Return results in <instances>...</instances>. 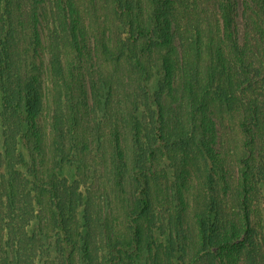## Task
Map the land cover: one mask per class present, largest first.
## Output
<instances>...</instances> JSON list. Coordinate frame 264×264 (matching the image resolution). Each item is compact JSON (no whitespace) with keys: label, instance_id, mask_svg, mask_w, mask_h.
<instances>
[{"label":"trees","instance_id":"trees-1","mask_svg":"<svg viewBox=\"0 0 264 264\" xmlns=\"http://www.w3.org/2000/svg\"><path fill=\"white\" fill-rule=\"evenodd\" d=\"M81 1L0 0V264H95L85 230L87 209L85 232L76 235V210L89 202L95 179L84 194L65 171L76 159L87 161L94 147L105 161L97 163L110 178L105 182L120 191L125 174L140 176L144 170L140 163L130 171L125 154L133 147L135 161L145 158L142 119L151 112L146 143L152 152L166 141L168 107L180 112L176 123L183 132L186 115L197 111L192 137L217 185L207 198H195L193 228L179 215L175 230L166 231V219L159 217L166 243L151 254L153 264H264V0H245L242 35L240 0ZM48 2L54 11L47 70L39 12ZM99 2L108 8L96 27L87 20L96 18L91 6ZM47 100L52 107L48 130L38 123ZM121 116L130 128L126 139L120 137ZM214 116L222 123L229 116L241 122L245 166L235 183L205 142L217 138ZM105 137L112 138L111 162ZM147 181L150 187L148 175L141 180ZM183 186L177 215L184 205ZM148 189L136 193L134 210L126 216L127 239L109 236L108 220L100 225L108 248L100 257L103 264H143L142 252L150 251L142 223L151 206ZM229 192L239 196L237 213Z\"/></svg>","mask_w":264,"mask_h":264},{"label":"rangeland","instance_id":"rangeland-1","mask_svg":"<svg viewBox=\"0 0 264 264\" xmlns=\"http://www.w3.org/2000/svg\"><path fill=\"white\" fill-rule=\"evenodd\" d=\"M90 1L91 0H82L81 2L84 4L92 3ZM240 3L241 9L238 16V23L240 26V30L242 31V35L244 33V21L242 18V12L244 9L245 0H240ZM106 7V4L102 2H99V4L95 6V9L91 6V8L94 10V15H96V18L91 19L90 17L87 21L92 23L93 20L95 21L94 25H96V27L99 26V24L101 23H99V19L101 18L100 16L102 15V17L104 18V16L107 14L108 7ZM98 10L100 11L99 13ZM53 11L54 5H51L50 2H48L47 6H45V8L42 7L39 12V28L43 41L41 51H43L45 60L44 69L47 70L49 68L48 47L50 44V34L53 30ZM27 16L28 15H26V18ZM118 27L124 28L123 23L120 22ZM92 44L93 42H91V45ZM175 89L177 90V87ZM177 92L179 91L177 90ZM118 98L120 99V97ZM124 100L122 101L124 102ZM182 100L183 96L181 101ZM179 103L180 102H178L177 104ZM174 106H176V104ZM184 107L185 105L182 109H184ZM51 111V104L47 100L46 111L38 120V123H40L42 127L47 130L49 129V125L52 119ZM177 112L178 111L174 112L172 107H168V119L165 128L166 141L163 145L161 144V146L155 145L152 152L148 150L149 146L146 143L147 140L149 141V139L151 138L150 123L152 114L150 112L149 117V114L146 112V118L142 119L141 121L143 123L141 139L142 143L144 144V151L141 150V154L145 153V158H141L140 162L138 160L135 161L136 156L134 154L133 147H131V150L129 148L126 153L124 152L128 156L129 163H131L129 168L130 171L131 169H133L134 165H138L140 163L142 165V169L144 170L140 176H138L136 173L134 175L130 174L128 176L125 174L124 183L126 185L120 191L117 189L115 184H112L111 186L112 182H105L110 178L108 174H105L103 172L104 166L97 164L105 163V161L99 160L97 154L95 153L94 147H92L93 150H91L93 153H89V155L87 156V161L84 159L83 161L80 159H76V163H73L68 169H66L65 176L69 179L70 183H72L74 180H76V184L79 182V187L82 189V192L84 194H87L88 192L87 185H91L93 179H95V183H93L92 186L91 198H89V202L80 204L79 208L76 210V222L79 223V226L76 227V235L77 232L80 234L88 229L89 240L96 259L95 264H103L100 257H103V255L107 254L108 251L104 232H102L100 225L102 223L104 225V221L108 220L109 222H107L112 226L108 235L113 237L114 239H118V237H122L124 240L127 239L130 233V229L125 219L126 216L132 210H134L133 204L136 201V193L138 191L143 189V192H146L149 188L147 198L149 199L148 201L151 200V206L149 210H146L142 221L145 228V246L147 247L150 243V251H148L149 254H144L143 251L140 256V261L143 264H153L154 262L152 260L151 254H153L156 249L160 247L161 243H166L165 237L162 236L160 226L158 225H163V219H159V217H165L166 231H168V229L172 231L175 230V216L179 215L188 217L190 226L191 228H193L194 224L192 217L194 216L196 207L195 198H207L211 189L210 187H216V181L213 182L210 180L211 177L207 172L206 162L203 160V158H201L202 156H200L201 154H199L200 152L198 150L196 141L192 137V135L195 134L194 129L199 125V122H196L195 124H193V126L191 125V122L195 118H197V111L193 112L192 114L186 115V120L184 121L185 124L187 123L186 132H183L180 127L177 128ZM141 116V113H139L138 115H136V118L141 119ZM220 118L221 117L214 116V120L217 124L216 128L218 130V132H216V140L213 141V138H205V142H209V145H211V147L216 150L218 156L222 160L220 167L224 170V173L227 175L228 180H234L235 183L236 178L239 174H241V170L245 166L243 164L244 159H242V149L241 147L239 149V146L244 143L243 134L240 131L241 122L238 117H235L233 120L226 117L225 121L222 123V120ZM120 119V125L122 126L121 131L123 133V136L120 137L121 139H126L127 132L130 130V128H125L127 122L123 119V116H121ZM129 137H131V134L129 135ZM109 138L105 137V140H107L105 151L108 152L107 155L108 158H110L109 162H111L112 153H114V151L111 145H109ZM92 160L95 162L94 165H92V163H94L92 162ZM78 163H80V165L82 166L81 170L80 168H78ZM95 169H101V171L97 172V175H93ZM147 175L149 176L150 187L148 186V181L146 184L144 182H141L143 177L144 180H147ZM219 181L220 180H218V182ZM181 185H184L182 187L184 194L182 195L183 198L180 199H182L184 205L182 206L180 213L177 215L176 209L179 202L178 198L179 196L181 197L179 193ZM229 193L232 208L234 207L232 212L237 213V211L239 210L237 206L239 196L234 192ZM85 209H87L85 220L87 219L88 224L86 229L84 230L82 229L81 225L86 222H84L83 218V211ZM66 215H69V212ZM67 217L69 218L70 216ZM64 237L65 235L63 233L58 235V240L60 241L59 244L61 256H58L56 262H58L60 259L59 263L63 259L62 250L65 246V242L62 239ZM52 241L53 242L51 244V247H56L57 242H55V238H52ZM73 242L76 247H78L79 249L82 248V243L79 237L74 238ZM52 255H57L56 251H53ZM198 264L208 263L206 261L202 262L201 260Z\"/></svg>","mask_w":264,"mask_h":264}]
</instances>
